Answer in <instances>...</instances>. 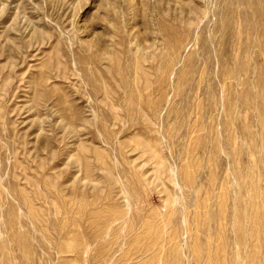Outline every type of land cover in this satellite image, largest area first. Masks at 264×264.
<instances>
[{
  "label": "rangeland",
  "instance_id": "rangeland-1",
  "mask_svg": "<svg viewBox=\"0 0 264 264\" xmlns=\"http://www.w3.org/2000/svg\"><path fill=\"white\" fill-rule=\"evenodd\" d=\"M0 264H264V0H0Z\"/></svg>",
  "mask_w": 264,
  "mask_h": 264
}]
</instances>
